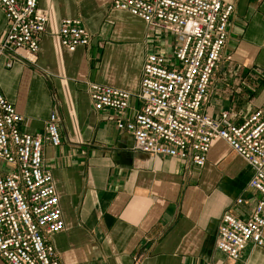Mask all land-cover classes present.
Wrapping results in <instances>:
<instances>
[{
    "label": "crops",
    "instance_id": "crops-1",
    "mask_svg": "<svg viewBox=\"0 0 264 264\" xmlns=\"http://www.w3.org/2000/svg\"><path fill=\"white\" fill-rule=\"evenodd\" d=\"M114 1L39 0L50 19L39 52L20 53L11 68L0 61V89L23 117V132L45 133L55 111L61 120L62 145L44 146L66 225L51 237L56 253L63 264H264V246L249 245L238 261L216 248L222 217L247 220L257 196L248 189L254 169L226 142L213 143L203 168L152 157L118 130L117 113L94 109L92 83L129 93L126 117L133 116L146 56L169 52L168 34L115 10ZM222 1L235 6L224 51L231 60L216 73L204 113L218 119L228 112L242 124L264 109V0ZM67 19L82 21L87 47L59 45ZM6 27L0 10V35Z\"/></svg>",
    "mask_w": 264,
    "mask_h": 264
},
{
    "label": "built area",
    "instance_id": "built-area-1",
    "mask_svg": "<svg viewBox=\"0 0 264 264\" xmlns=\"http://www.w3.org/2000/svg\"><path fill=\"white\" fill-rule=\"evenodd\" d=\"M38 5L39 0H0L7 21L0 61L9 59L10 68L20 53L36 55L48 33L49 16ZM113 8L174 37L175 44L168 45V53L146 56L133 116L126 117L129 93L94 83L88 86L93 107L117 113L118 130L130 134L142 154L203 168L213 143L221 140L254 169L248 184L257 195L252 216L242 221L227 213L218 230L217 250L238 261L249 245L264 246V109L242 124L228 112L218 119L204 113L216 73L224 59L231 60L224 51L235 6L222 0H115ZM56 38L69 52L90 42L78 19L63 20ZM60 121L55 111L45 133L23 132V117L0 89V258L6 264H63L51 237L66 225L53 175L44 167L45 144L62 145Z\"/></svg>",
    "mask_w": 264,
    "mask_h": 264
},
{
    "label": "rangeland",
    "instance_id": "rangeland-1",
    "mask_svg": "<svg viewBox=\"0 0 264 264\" xmlns=\"http://www.w3.org/2000/svg\"><path fill=\"white\" fill-rule=\"evenodd\" d=\"M169 44L174 45L175 44V40L174 37L170 36V42Z\"/></svg>",
    "mask_w": 264,
    "mask_h": 264
}]
</instances>
